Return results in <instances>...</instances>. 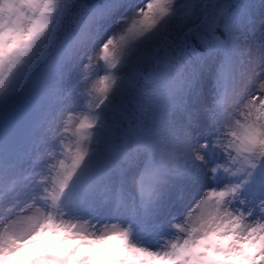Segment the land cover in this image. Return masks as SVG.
<instances>
[{
    "label": "snow or ice",
    "instance_id": "obj_1",
    "mask_svg": "<svg viewBox=\"0 0 264 264\" xmlns=\"http://www.w3.org/2000/svg\"><path fill=\"white\" fill-rule=\"evenodd\" d=\"M0 264H264V0H0Z\"/></svg>",
    "mask_w": 264,
    "mask_h": 264
},
{
    "label": "rangeland",
    "instance_id": "obj_2",
    "mask_svg": "<svg viewBox=\"0 0 264 264\" xmlns=\"http://www.w3.org/2000/svg\"><path fill=\"white\" fill-rule=\"evenodd\" d=\"M24 78V76L22 77ZM51 104V93L50 89L47 87V68L45 70L44 78L42 81V91L36 96V98L31 101L28 105L29 111L33 117V123H37L39 119L44 115L46 109ZM21 149L26 151L28 149L27 143L21 145ZM91 213H85V215H90Z\"/></svg>",
    "mask_w": 264,
    "mask_h": 264
},
{
    "label": "trees",
    "instance_id": "obj_3",
    "mask_svg": "<svg viewBox=\"0 0 264 264\" xmlns=\"http://www.w3.org/2000/svg\"><path fill=\"white\" fill-rule=\"evenodd\" d=\"M45 64H46V63H40V64H38L36 67L41 68V67H44ZM32 73H33L34 76H32L30 80H31V81H32V80H39L40 75L42 74V70H41V69H37V70L34 69V70H32ZM18 95H21V96H23L24 98H26V96L23 95L22 92H19Z\"/></svg>",
    "mask_w": 264,
    "mask_h": 264
},
{
    "label": "clouds",
    "instance_id": "obj_4",
    "mask_svg": "<svg viewBox=\"0 0 264 264\" xmlns=\"http://www.w3.org/2000/svg\"><path fill=\"white\" fill-rule=\"evenodd\" d=\"M135 183H136V185H137V188H139V184H138V181H136Z\"/></svg>",
    "mask_w": 264,
    "mask_h": 264
}]
</instances>
